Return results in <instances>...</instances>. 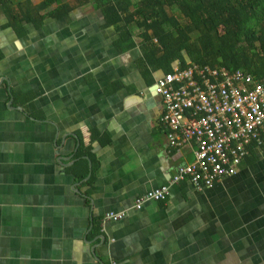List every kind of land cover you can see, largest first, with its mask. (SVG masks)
Masks as SVG:
<instances>
[{
  "label": "crops",
  "instance_id": "1",
  "mask_svg": "<svg viewBox=\"0 0 264 264\" xmlns=\"http://www.w3.org/2000/svg\"><path fill=\"white\" fill-rule=\"evenodd\" d=\"M62 1L66 18L18 33L0 13V264H264V144L208 189L180 183L131 210L194 145H167L162 71L140 65L137 45L118 52L93 3Z\"/></svg>",
  "mask_w": 264,
  "mask_h": 264
},
{
  "label": "trees",
  "instance_id": "2",
  "mask_svg": "<svg viewBox=\"0 0 264 264\" xmlns=\"http://www.w3.org/2000/svg\"><path fill=\"white\" fill-rule=\"evenodd\" d=\"M77 6L94 4L103 27H112L118 52L133 49L141 53L140 65L160 69L187 65L240 71L264 84V0H74ZM16 7V11L12 10ZM71 7L62 0H0L5 26L15 33L23 24L40 27L46 18H66ZM168 11H175L176 16ZM43 12V13H42ZM1 59V56H0ZM14 105L31 98L12 94ZM78 149L77 156L84 151ZM85 154V152H84ZM93 167L90 177L93 173ZM80 181L88 174L78 160L70 169ZM90 181V179H89Z\"/></svg>",
  "mask_w": 264,
  "mask_h": 264
},
{
  "label": "built area",
  "instance_id": "3",
  "mask_svg": "<svg viewBox=\"0 0 264 264\" xmlns=\"http://www.w3.org/2000/svg\"><path fill=\"white\" fill-rule=\"evenodd\" d=\"M152 91L163 104L159 122L168 147L192 143L193 160L176 167L167 185L137 196L131 210H140L146 202L164 201L169 188L180 183L208 189L236 173L249 146L264 144V84L247 74L174 66L155 81ZM124 216L125 212L105 213L101 224Z\"/></svg>",
  "mask_w": 264,
  "mask_h": 264
},
{
  "label": "rangeland",
  "instance_id": "4",
  "mask_svg": "<svg viewBox=\"0 0 264 264\" xmlns=\"http://www.w3.org/2000/svg\"><path fill=\"white\" fill-rule=\"evenodd\" d=\"M168 13L176 16V18L179 19V16H178V14L175 11H172V12L171 11H168Z\"/></svg>",
  "mask_w": 264,
  "mask_h": 264
}]
</instances>
